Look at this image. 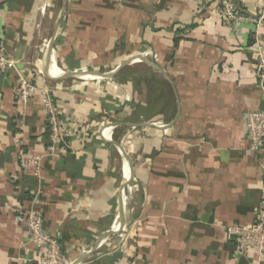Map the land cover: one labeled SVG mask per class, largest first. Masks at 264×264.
I'll list each match as a JSON object with an SVG mask.
<instances>
[{
  "label": "crops",
  "instance_id": "crops-1",
  "mask_svg": "<svg viewBox=\"0 0 264 264\" xmlns=\"http://www.w3.org/2000/svg\"><path fill=\"white\" fill-rule=\"evenodd\" d=\"M236 4L255 15L264 0ZM217 8L0 0V46L17 60L0 70V264H36L31 207L63 264H264L226 229L255 220L264 180V147L245 128L264 107V22L228 27ZM19 76L52 89L66 134L55 155L40 96L16 102ZM34 155L39 179L25 164Z\"/></svg>",
  "mask_w": 264,
  "mask_h": 264
},
{
  "label": "built area",
  "instance_id": "built-area-1",
  "mask_svg": "<svg viewBox=\"0 0 264 264\" xmlns=\"http://www.w3.org/2000/svg\"><path fill=\"white\" fill-rule=\"evenodd\" d=\"M218 3V12L223 24L232 27L236 22L252 24L259 27L264 22V7L257 14L249 15L238 9L236 0H215ZM256 33L254 29L253 34ZM257 59L258 86L264 95V47L260 41L255 43ZM17 60L13 59L4 46H0V70L14 68ZM35 76L44 77L36 69ZM45 78V77H44ZM44 78L18 77V84L14 90L16 102L26 103L33 95L40 96L42 110L45 113L49 130L50 142L47 146V155H55L58 144L66 134L62 131L58 119V107L55 103L52 89ZM246 135L250 141V147L254 150L259 146L264 147V107L247 111L245 114ZM42 156L34 155L28 158L25 164L33 170L34 176L40 178V161ZM25 226L28 231V242L39 253L36 264H63L60 244L56 236L47 234L43 228V217L39 211L31 207L25 214ZM228 235L234 237L236 249L240 253L253 250L258 258H264V180L260 187L256 218L251 224L230 225L227 228Z\"/></svg>",
  "mask_w": 264,
  "mask_h": 264
},
{
  "label": "trees",
  "instance_id": "trees-1",
  "mask_svg": "<svg viewBox=\"0 0 264 264\" xmlns=\"http://www.w3.org/2000/svg\"><path fill=\"white\" fill-rule=\"evenodd\" d=\"M157 86H159V87H157ZM147 87H148V90H150L151 88H153V90H158V88L161 87V83L159 81H157V80L156 81L155 80L154 81L152 80L151 82L148 83V86ZM170 103H171L170 105L172 106L173 103L172 102H170ZM234 245L236 247L235 240H234Z\"/></svg>",
  "mask_w": 264,
  "mask_h": 264
},
{
  "label": "bare ground",
  "instance_id": "bare-ground-1",
  "mask_svg": "<svg viewBox=\"0 0 264 264\" xmlns=\"http://www.w3.org/2000/svg\"><path fill=\"white\" fill-rule=\"evenodd\" d=\"M51 71H52L53 73H57V69H54V70L52 69Z\"/></svg>",
  "mask_w": 264,
  "mask_h": 264
},
{
  "label": "rangeland",
  "instance_id": "rangeland-1",
  "mask_svg": "<svg viewBox=\"0 0 264 264\" xmlns=\"http://www.w3.org/2000/svg\"><path fill=\"white\" fill-rule=\"evenodd\" d=\"M138 73H140V74H144L143 72H138Z\"/></svg>",
  "mask_w": 264,
  "mask_h": 264
},
{
  "label": "water",
  "instance_id": "water-1",
  "mask_svg": "<svg viewBox=\"0 0 264 264\" xmlns=\"http://www.w3.org/2000/svg\"><path fill=\"white\" fill-rule=\"evenodd\" d=\"M45 77H47V75L45 73H43Z\"/></svg>",
  "mask_w": 264,
  "mask_h": 264
}]
</instances>
